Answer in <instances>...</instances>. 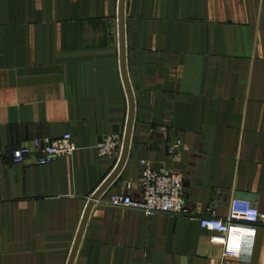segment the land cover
<instances>
[{"label":"crops","instance_id":"0c3cea01","mask_svg":"<svg viewBox=\"0 0 264 264\" xmlns=\"http://www.w3.org/2000/svg\"><path fill=\"white\" fill-rule=\"evenodd\" d=\"M118 0H0V264H66L89 197L116 165L97 143L123 134ZM136 113L128 159L183 175L192 216L97 203L73 264H264L224 258L198 217L233 198L264 213V0H126ZM70 133L72 155L13 163L14 149ZM135 192V191H134Z\"/></svg>","mask_w":264,"mask_h":264},{"label":"built area","instance_id":"2783aa9c","mask_svg":"<svg viewBox=\"0 0 264 264\" xmlns=\"http://www.w3.org/2000/svg\"><path fill=\"white\" fill-rule=\"evenodd\" d=\"M122 139L121 133L103 136L96 146L98 156L117 161ZM74 150L71 135L65 132L57 137L31 139L12 151L11 160L13 163L44 165L60 156L72 155ZM98 203L131 208L145 215H193L183 205V175L167 167L155 171L147 161H141L139 176L126 184V191L100 198ZM198 222L202 229L212 233L210 241L222 247L224 258H237L251 254L256 229L264 225V213L252 201L235 197L226 217H217L208 211L198 217Z\"/></svg>","mask_w":264,"mask_h":264},{"label":"water","instance_id":"95a60500","mask_svg":"<svg viewBox=\"0 0 264 264\" xmlns=\"http://www.w3.org/2000/svg\"><path fill=\"white\" fill-rule=\"evenodd\" d=\"M125 4L126 0H118V37H119V64L121 78L127 98V117L125 128L123 132L122 147L120 155L116 161V165L108 177L98 187V189L89 197L85 210L82 214L81 221L71 247L68 260L66 264H73L77 255L90 213L93 207L98 203L100 198L105 194L107 189L115 182L121 173L130 151V144L133 133V126L135 121L136 105L133 89L127 71V58H126V31H125Z\"/></svg>","mask_w":264,"mask_h":264}]
</instances>
